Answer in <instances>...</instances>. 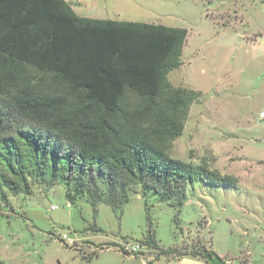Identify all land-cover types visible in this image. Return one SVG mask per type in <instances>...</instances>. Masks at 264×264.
Returning <instances> with one entry per match:
<instances>
[{"label": "rangeland", "instance_id": "1", "mask_svg": "<svg viewBox=\"0 0 264 264\" xmlns=\"http://www.w3.org/2000/svg\"><path fill=\"white\" fill-rule=\"evenodd\" d=\"M67 1L81 16L187 29L180 63L160 94L167 97L171 87L201 94L181 132L160 135L158 143L174 158L235 176L236 185L193 181L177 223L175 208L139 185L121 212L102 197L94 212L85 193L73 202L65 196L72 190L59 178L65 158L56 153L55 130L33 122L42 141L34 146L8 129L4 136L13 137L0 141V264H210L195 254L202 246L227 264H264V0ZM24 75L36 93L67 95L51 73L25 66ZM12 93L0 90L1 103ZM138 102L125 90L123 107ZM145 212L156 243L176 252L157 256L145 243Z\"/></svg>", "mask_w": 264, "mask_h": 264}, {"label": "trees", "instance_id": "2", "mask_svg": "<svg viewBox=\"0 0 264 264\" xmlns=\"http://www.w3.org/2000/svg\"><path fill=\"white\" fill-rule=\"evenodd\" d=\"M186 34L181 26L81 16L67 0H0V90L13 89L8 102L0 101V141L13 137L4 136L12 129L40 145L33 122L55 130L56 153L61 149L65 158L59 178L72 190L65 191L70 202L85 193L94 212L100 197L121 212L131 187L139 185L174 207L177 223L193 181L229 187L237 181L159 146L160 135L181 132L190 103L201 94L171 87L161 98V84L180 63ZM25 66L51 73L67 95L36 93L24 82ZM125 90L139 98L134 108L122 106ZM145 222V243L157 256L176 252L156 243L147 212ZM214 253L202 246L195 254L205 259Z\"/></svg>", "mask_w": 264, "mask_h": 264}, {"label": "water", "instance_id": "3", "mask_svg": "<svg viewBox=\"0 0 264 264\" xmlns=\"http://www.w3.org/2000/svg\"><path fill=\"white\" fill-rule=\"evenodd\" d=\"M206 261H208L210 264H227L226 260H224L216 253L211 256H206Z\"/></svg>", "mask_w": 264, "mask_h": 264}, {"label": "built area", "instance_id": "4", "mask_svg": "<svg viewBox=\"0 0 264 264\" xmlns=\"http://www.w3.org/2000/svg\"><path fill=\"white\" fill-rule=\"evenodd\" d=\"M260 46H261L262 49H264V39L260 42ZM259 116L263 117V116H264V111H261V112L259 113ZM52 207H53V206H52Z\"/></svg>", "mask_w": 264, "mask_h": 264}]
</instances>
